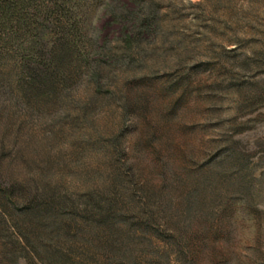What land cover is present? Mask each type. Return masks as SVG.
<instances>
[{"label": "rangeland", "instance_id": "1", "mask_svg": "<svg viewBox=\"0 0 264 264\" xmlns=\"http://www.w3.org/2000/svg\"><path fill=\"white\" fill-rule=\"evenodd\" d=\"M91 1L83 7L88 36L121 49L122 26L109 15L115 2ZM143 1L158 8L157 29L131 50L138 63L111 74L108 89L133 107L120 140L125 158L152 189L170 184L163 193L170 213L153 210L169 216L174 237L147 234L149 248L130 242L127 262L111 261L99 242L68 241L41 248L44 261L20 254L17 264H154L165 251L167 264H264V0ZM81 70L70 99L43 104L27 93L26 108L14 105L22 95L14 66L0 60V201L5 178L26 185L46 177L73 191L106 163L102 150L124 119L112 99L103 98L81 129L84 138L101 139L102 150H78L66 122L59 129L57 118L76 114L75 102L92 93L85 64ZM7 212L0 207L11 226Z\"/></svg>", "mask_w": 264, "mask_h": 264}, {"label": "trees", "instance_id": "2", "mask_svg": "<svg viewBox=\"0 0 264 264\" xmlns=\"http://www.w3.org/2000/svg\"><path fill=\"white\" fill-rule=\"evenodd\" d=\"M113 1L114 5L107 4V7L112 5L110 21L122 26L116 39L122 47L116 48L117 52L106 44V38L99 43L97 37L88 36L89 28L83 26L87 22L83 7L91 0H0V60L14 66L22 88V95L14 100V105L25 103L28 108L27 93L43 104L58 105L64 97L70 99L72 81L80 77L81 66L85 64L92 93L87 102L78 105L75 102L76 114L66 112L57 118L61 124L59 129L66 122L73 134L71 145L78 150L93 146L102 150L105 146L101 139L84 138L81 133L87 117L106 97L119 105L124 118L120 130L102 150L107 152L106 163L102 162L85 175V184H76L73 191L46 177L31 178L26 185L5 178L0 207L9 209L11 226L0 215V241L3 242L0 256L6 264H17L20 254L22 257L31 254L44 261L41 248L57 247L68 241L99 242L103 255L111 261L122 262L131 258L127 244L134 240L145 243L147 234L159 241L174 237L170 234L169 216L159 218L153 210L154 207L159 212L161 208V212L164 209V213H170L169 201L163 198L170 184L152 189L148 186L151 180L142 181V176L140 179L134 171L133 162L125 158L120 140L126 132V118L133 115V107L108 89L111 74L138 63L132 51L156 31L158 8L143 0ZM23 97L27 98L26 102ZM56 109V112L61 110ZM49 168L40 170L46 175ZM159 222L163 223L162 228ZM143 245L147 247L146 243ZM162 255L154 264H167V251Z\"/></svg>", "mask_w": 264, "mask_h": 264}]
</instances>
